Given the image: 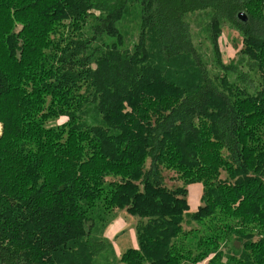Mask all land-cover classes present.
<instances>
[{
	"label": "trees",
	"instance_id": "obj_1",
	"mask_svg": "<svg viewBox=\"0 0 264 264\" xmlns=\"http://www.w3.org/2000/svg\"><path fill=\"white\" fill-rule=\"evenodd\" d=\"M206 10L215 37L221 22L242 36L238 99L184 20ZM182 57L190 89L169 70ZM0 123V264H264V0H0ZM119 211L139 221L117 257Z\"/></svg>",
	"mask_w": 264,
	"mask_h": 264
},
{
	"label": "rangeland",
	"instance_id": "obj_2",
	"mask_svg": "<svg viewBox=\"0 0 264 264\" xmlns=\"http://www.w3.org/2000/svg\"><path fill=\"white\" fill-rule=\"evenodd\" d=\"M139 12V6H132L119 26L120 35L124 39V49H128L129 51H131L139 41L141 32ZM212 16L213 11L206 10L203 12L189 14L184 18V20L190 26L192 41L195 45L197 53L201 59H203L202 61L204 62L207 69L211 72L213 78L216 79L217 82H222V86H229V90H232L229 91L230 96L233 95L231 98L238 99L240 94L237 90V84L235 81V76L232 74V70L238 66L237 62L241 57L242 51L245 49L244 42L238 31L231 28L225 22H221V29H218L219 34L217 37H215V31H213L211 27ZM244 16L246 15L244 14ZM171 67L176 70L175 75L172 71L171 76L176 85L179 83H182L181 85H183L185 83L184 88L190 89L194 84L193 64L190 59L182 57L173 62L169 70ZM224 69H227V71ZM240 69H243L245 72H247L246 68ZM65 121L66 118H63L50 123L49 126L61 125ZM2 134L3 124L0 123V137ZM163 174L168 186L176 188L178 186L184 185L182 181L177 180L176 173L165 171ZM194 185H198L199 188L202 187L203 189V186L200 183L192 184L188 186V194L190 187ZM189 203L191 207L190 213H194V210L197 208L196 206L198 204L200 206L202 202L201 198H198L197 200L193 199L190 192ZM117 215H119L117 216L118 218L108 227L105 236L110 241L113 252L117 255V257H120L128 249L137 248V240L135 235L136 225L139 221V218L131 216L127 212H122L120 214V211ZM228 247L229 250L226 248L225 255L228 253L236 255L234 247ZM113 259H115L114 256L110 253H107L102 255L96 264H113L111 262ZM224 261V263H227V260Z\"/></svg>",
	"mask_w": 264,
	"mask_h": 264
},
{
	"label": "crops",
	"instance_id": "obj_3",
	"mask_svg": "<svg viewBox=\"0 0 264 264\" xmlns=\"http://www.w3.org/2000/svg\"><path fill=\"white\" fill-rule=\"evenodd\" d=\"M191 190V191H190ZM202 187L201 188H199L198 187V185H194V186H192V187H190V189H189V195H188V200H189V197H190V192H191V196L193 197V199H195V200H197L198 198L200 199L201 197H202ZM200 201V200H199ZM189 207H190V203H189ZM197 208L194 210V212L198 209V207H200L199 206V204L196 206ZM191 208V207H190ZM123 212H125V211H123ZM122 212H120V214H121ZM119 216V215H118ZM118 218V217H117ZM116 218V219H117Z\"/></svg>",
	"mask_w": 264,
	"mask_h": 264
},
{
	"label": "water",
	"instance_id": "obj_4",
	"mask_svg": "<svg viewBox=\"0 0 264 264\" xmlns=\"http://www.w3.org/2000/svg\"><path fill=\"white\" fill-rule=\"evenodd\" d=\"M239 19L242 20L243 22H246L247 21V18L246 16H244V14H239Z\"/></svg>",
	"mask_w": 264,
	"mask_h": 264
}]
</instances>
